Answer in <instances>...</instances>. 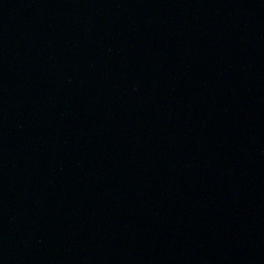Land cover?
<instances>
[{"label": "water", "instance_id": "water-1", "mask_svg": "<svg viewBox=\"0 0 264 264\" xmlns=\"http://www.w3.org/2000/svg\"><path fill=\"white\" fill-rule=\"evenodd\" d=\"M0 264H264V0H0Z\"/></svg>", "mask_w": 264, "mask_h": 264}]
</instances>
